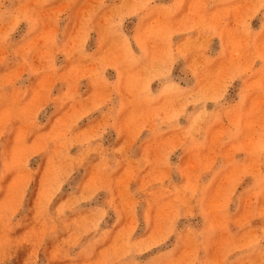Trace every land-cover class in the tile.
<instances>
[{
  "label": "rangeland",
  "instance_id": "1",
  "mask_svg": "<svg viewBox=\"0 0 264 264\" xmlns=\"http://www.w3.org/2000/svg\"><path fill=\"white\" fill-rule=\"evenodd\" d=\"M0 264H264V0H0Z\"/></svg>",
  "mask_w": 264,
  "mask_h": 264
},
{
  "label": "crops",
  "instance_id": "2",
  "mask_svg": "<svg viewBox=\"0 0 264 264\" xmlns=\"http://www.w3.org/2000/svg\"><path fill=\"white\" fill-rule=\"evenodd\" d=\"M28 22L26 23V26H27V29H29L30 28V25L32 24V20H27ZM141 21H142V19L141 18H139L138 20H137V23H136V25H139V24H141ZM134 25H135V23H134ZM98 27H97V24H94L93 25V29H94V31L95 32H97V29ZM140 35V32L138 31L137 32V30H135V32H134V34L132 35V42L134 43V46H133V48H129L128 50H127V55L128 56H125V62H132V61H134L137 57H140V56H142L143 54H144V48H143V43H142V39H141V37L139 36ZM124 36H126L125 34L123 35V37ZM128 36L126 37V39H125V42H128ZM123 65V64H122ZM114 74H115V80H114V84H115V90H119V88H118V83H119V81L121 80V78H122V76H123V74H124V72H123V69L121 68V66H120V64L118 65V66H115V71H114ZM57 75H59L60 76V74H57V73H54L53 74V78H52V80H54L55 81V77L57 76ZM53 81V82H54ZM51 84V83H50ZM118 85V86H117ZM157 89H156V87L154 88V87H151V86H147L145 89H144V93H143V95H142V91H141V94H140V96H150L151 94H153L155 91H156ZM113 101H114V107L115 108H117V106L119 105V104H121V102H122V97H121V95H120V93L119 92H116L115 93V95H114V98H113Z\"/></svg>",
  "mask_w": 264,
  "mask_h": 264
},
{
  "label": "bare ground",
  "instance_id": "3",
  "mask_svg": "<svg viewBox=\"0 0 264 264\" xmlns=\"http://www.w3.org/2000/svg\"><path fill=\"white\" fill-rule=\"evenodd\" d=\"M22 7V6H21ZM65 7V6H64ZM23 8V7H22ZM47 23V22H46ZM15 38V37H14ZM3 50V49H2ZM258 56V55H257ZM208 103V102H207ZM226 153V152H225ZM199 165V164H198ZM173 186V185H172ZM161 193V192H160ZM195 206V205H194ZM197 237V236H196ZM234 251V250H233ZM191 263V262H190Z\"/></svg>",
  "mask_w": 264,
  "mask_h": 264
}]
</instances>
